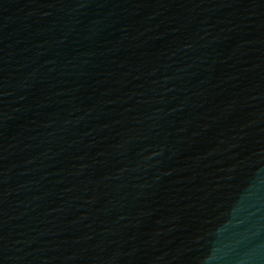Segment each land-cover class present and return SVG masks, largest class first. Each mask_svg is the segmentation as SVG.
I'll return each instance as SVG.
<instances>
[{"label":"water","instance_id":"water-1","mask_svg":"<svg viewBox=\"0 0 264 264\" xmlns=\"http://www.w3.org/2000/svg\"><path fill=\"white\" fill-rule=\"evenodd\" d=\"M0 264H264V0H0Z\"/></svg>","mask_w":264,"mask_h":264}]
</instances>
